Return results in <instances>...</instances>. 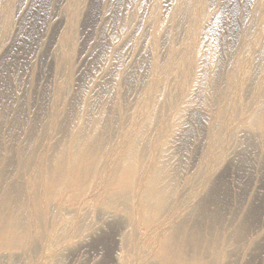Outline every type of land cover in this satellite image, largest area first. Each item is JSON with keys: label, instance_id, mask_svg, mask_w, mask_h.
Masks as SVG:
<instances>
[{"label": "rangeland", "instance_id": "obj_1", "mask_svg": "<svg viewBox=\"0 0 264 264\" xmlns=\"http://www.w3.org/2000/svg\"><path fill=\"white\" fill-rule=\"evenodd\" d=\"M79 128L97 170L60 186ZM166 148L174 194L139 213ZM0 182V264H264V0H0Z\"/></svg>", "mask_w": 264, "mask_h": 264}, {"label": "bare ground", "instance_id": "obj_2", "mask_svg": "<svg viewBox=\"0 0 264 264\" xmlns=\"http://www.w3.org/2000/svg\"><path fill=\"white\" fill-rule=\"evenodd\" d=\"M137 11V10H136ZM139 31V30H138ZM137 33V32H136ZM260 54V53H259ZM246 56V55H245ZM129 59V58H128ZM120 66V65H119ZM240 68V67H239ZM121 69V68H120ZM118 70V69H117ZM117 75V74H116ZM139 80V79H138ZM219 91V90H218ZM263 91V90H262ZM192 93V92H191ZM201 94V93H200ZM109 95V94H108ZM92 96V95H91ZM200 96V95H199ZM212 97V96H211ZM189 98V97H188ZM92 99V98H91ZM191 100V99H190ZM196 101V100H195ZM158 103V102H157ZM194 104V103H193ZM183 105V104H182ZM191 105V104H190ZM157 106V105H156ZM106 107V106H105ZM262 107V106H261ZM254 108V106H253ZM112 110V109H111ZM112 112V111H111ZM98 113V112H97ZM259 114V112H258ZM154 116V115H153ZM256 117V116H255ZM102 118V117H101ZM153 119V118H151ZM175 119V118H174ZM214 119V118H213ZM101 120V119H100ZM97 121V120H96ZM154 122V121H153ZM182 122V121H181ZM88 123V122H87ZM96 123V122H95ZM105 124V123H104ZM98 125V124H95ZM94 127V126H93ZM100 127V126H98ZM97 127V128H98ZM176 128V127H175ZM174 128V129H175ZM79 133L74 136L72 140V146H73V157L68 162H65L63 158H58L54 173L55 178L58 183V185L63 186L68 183L71 185L76 183L78 179H80L82 176L86 175L89 171L97 170L96 164L95 168L93 167V164H89L90 156L93 153L92 149L93 146H97V139L95 141L92 139L85 140L84 135H82L83 128H79ZM93 129V128H92ZM95 132H97V129H93ZM97 130V131H96ZM215 131V130H214ZM84 132V131H83ZM94 132V133H95ZM93 133V132H92ZM93 133V134H94ZM90 134V133H89ZM177 134V133H176ZM92 135V134H91ZM260 135V134H259ZM70 136V135H69ZM93 136V135H92ZM91 136V137H92ZM96 137V136H95ZM232 137V136H231ZM113 139V138H112ZM233 142V140H232ZM93 145V146H92ZM167 145V144H166ZM165 145V146H166ZM108 146V145H107ZM139 147V146H138ZM135 148L133 145L129 147V149L126 151L125 155L121 159V168L117 169L113 172L114 180L111 181L107 185V189L103 193L104 201L103 206L107 208L114 209H121V208H127L129 204V198H130V192L129 188L132 185V178L134 179V171L136 168V165L138 164L134 152ZM161 149V148H160ZM52 150V149H51ZM72 150V149H71ZM138 151V150H137ZM97 152V151H96ZM95 152V153H96ZM171 151L170 149L166 148L161 157L159 158V161L154 167V170L151 171L149 180L142 186H140V191L137 195V206L136 208L139 211V213H145L151 209H157L160 210L163 209L164 206L169 202L172 193L174 192L173 189V178L172 176V169L170 164L171 159ZM138 154V153H137ZM155 155V154H154ZM137 156V155H136ZM158 156V155H157ZM140 157V155H139ZM93 159V158H92ZM144 164V163H143ZM143 167V166H142ZM141 170V169H140ZM94 172V171H93ZM73 174V175H72ZM72 175V178L70 177ZM106 175V174H105ZM136 175V174H135ZM74 176L76 178L74 179ZM138 176V175H137ZM203 177V176H202ZM31 182V181H30ZM105 182V181H104ZM1 183V182H0ZM105 184V183H104ZM8 186V185H7ZM74 187V186H73ZM9 187H7L8 189ZM12 189V188H11ZM11 189L4 190L6 192L5 199L7 202H9V197L13 196L10 195ZM173 191V192H172ZM174 194V193H173ZM185 194V192H184ZM47 195V194H46ZM32 196V195H31ZM173 196V195H172ZM96 197V196H95ZM99 199V198H98ZM182 199V198H181ZM4 200V199H3ZM102 200V199H101ZM12 201V200H11ZM30 201V200H29ZM170 203V202H169ZM43 207V206H42ZM135 210V209H134ZM124 211V210H123ZM17 212L13 210V215ZM135 213V212H134ZM57 215V214H56ZM140 215V214H139ZM29 216V215H28ZM58 217V216H56ZM112 217V216H111ZM31 220V219H30ZM82 221V220H81ZM23 219L20 217V214L15 215L12 227L13 232L15 233L14 239H12L9 244L14 245L20 242V238L22 239L23 235L25 234L24 230L21 229ZM94 222V220H93ZM60 223V222H58ZM92 224V223H91ZM90 224V225H91ZM182 224V223H181ZM181 224L179 226H181ZM88 225V226H90ZM146 225V224H145ZM183 225V224H182ZM123 226V225H122ZM84 228V226H82ZM8 228V227H7ZM178 230L180 231L181 227ZM185 228V227H184ZM81 229V228H80ZM176 230V228H174ZM125 230V229H124ZM183 231V229H182ZM174 232V231H173ZM80 233V232H79ZM178 233V232H176ZM169 235L165 239L168 242H173L172 240L175 239V235ZM188 233V232H187ZM219 234V233H218ZM61 235V234H60ZM197 236V235H196ZM197 239V238H196ZM189 240V238H188ZM201 241V240H200ZM199 242V241H198ZM19 244V243H18ZM173 245V244H172ZM166 246V245H165ZM218 246V245H217ZM56 247V246H55ZM225 249V248H224ZM218 250V249H217ZM164 251V250H163ZM33 255V254H32ZM116 257V256H115ZM23 258V257H22ZM117 259V258H116ZM34 260V259H33ZM118 262V261H117Z\"/></svg>", "mask_w": 264, "mask_h": 264}]
</instances>
